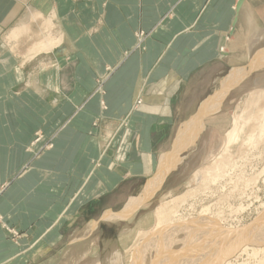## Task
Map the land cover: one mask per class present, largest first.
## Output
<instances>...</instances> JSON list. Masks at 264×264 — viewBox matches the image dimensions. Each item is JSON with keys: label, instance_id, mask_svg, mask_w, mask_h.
Returning a JSON list of instances; mask_svg holds the SVG:
<instances>
[{"label": "rangeland", "instance_id": "1", "mask_svg": "<svg viewBox=\"0 0 264 264\" xmlns=\"http://www.w3.org/2000/svg\"><path fill=\"white\" fill-rule=\"evenodd\" d=\"M209 1L200 5L199 15L193 16L197 19L199 17L198 20L196 19L198 24L195 25L203 27L206 23L202 17H207L205 15L207 9L213 8L215 15H212L214 25L211 29H214L215 34L209 37L212 43L209 42L203 47L209 50L212 48L214 57L197 68L188 80L180 79L181 82L179 80L180 94L170 104L172 115L168 118L167 124L163 129L155 126L149 132L150 147L148 150L145 149L149 152L147 158L152 160L160 158L162 151L164 155L173 150L181 127L199 113L211 96L217 92L219 94L223 79L230 78L239 67L245 69L247 74L223 94L220 108H217L214 114L203 118V126L196 134L193 143L185 144V149L177 154V160L180 162L170 169L160 187L151 195L153 189L147 203L139 208L138 201L143 199L142 194L139 193L148 175L142 176L144 166L142 157H140L142 162L132 163V150L138 140L136 129L131 128L132 118L135 117L132 114L139 112L151 94L160 93L164 83L158 85V91L147 93V86L142 89L144 88L142 83H133L127 77L122 78L121 83L110 80L115 75L112 73L115 71L113 69L110 71L105 69L103 74L95 76L90 68L95 77L93 76L91 80L89 75H83L80 83L76 78L78 48L71 42V38L75 37L69 35L70 37L66 36L64 39V35L59 33L62 27L58 26V19L55 17L52 19L55 30L52 31L51 37L60 42L55 41L57 44L52 52L36 51L35 55L38 56L34 59L26 58V61L39 63L35 74L52 75L57 81L51 85L55 89L56 104L52 111L49 110L48 117H39V130L33 131L30 139L23 138L21 141L24 145L21 147L14 146V143H19L13 138L14 132L0 131V198L6 184L14 187L15 182L21 181H25L29 189H31L30 185H34V189L31 190L35 193L42 190L41 185L46 189L47 183L54 180H57L58 184L65 183L66 188L57 192L59 196H54L53 201L58 202L52 205L54 209L39 200V197L33 200L26 196H16L13 205L8 206L9 210L5 212V216L1 215L2 210H0V264H82V259L78 260L80 256L78 251L82 246L90 245L92 242L94 246H91L93 248L88 252L89 256L93 259L98 255L104 256L112 246L120 245L122 237H125L120 235L124 227L130 230L127 235H133L131 239L122 243L128 260L135 246L140 244L142 232L154 228L158 220L157 213L162 210L163 219L168 225L183 219L197 218L206 210L210 223L216 225L215 227L220 231L238 225L245 226L255 218L256 210L264 203V132L260 135V132L255 130L251 135L253 136L251 142L247 137L252 133L253 128L260 126V122L264 124V99L256 100V95L264 90L261 83L264 80V67L249 69L252 59L248 56L249 38L253 33L245 36L246 32L241 27L240 21L235 27L232 26L236 15L238 18L236 8L241 1L230 0V4L228 0L225 2L215 0L214 3ZM252 5H255L259 11L264 7V0H257L256 3L252 0ZM47 20L51 19L47 18L40 22L44 28L42 34L47 31ZM256 20L259 27L263 28L264 15H256ZM45 36L40 35L38 41ZM7 38L8 35H0V45H3L2 54L9 50L15 60H24L23 56L26 57L31 43H27L24 49L19 45L17 50L12 48L17 41ZM147 38L146 33L139 31L136 34L134 49L143 51V42ZM261 50L264 49H258L259 52ZM25 63L29 64V62ZM20 70L28 75L31 69L25 67ZM242 80L245 82L241 90L243 85L239 86V84L243 82ZM157 84L153 86L156 87ZM25 86L19 84L13 87V96L20 97V92ZM79 95L86 97L80 101ZM51 102L53 101L50 100L49 104ZM85 111L91 114L85 115ZM1 118L2 123L7 122L6 117ZM19 118L18 123H22L24 128L28 127L30 116L23 115ZM108 118L115 121L109 132L106 130V122L110 120ZM76 119H80L81 124L86 125L87 131L74 132L75 136L78 137L79 134L85 137L88 147L86 156L81 158L84 168L77 175L73 170L61 172L55 169L61 160H64L61 165H69L68 155H65L60 162L59 160L53 162L49 156L55 149L68 150L66 144L68 138L64 136L66 132L62 128L69 122L75 123ZM51 125H54V131H43ZM233 127H236L237 136L230 141L227 134ZM102 128H105L106 132H103ZM74 133H71L70 139L74 137ZM30 134V131L25 130L16 133L18 138ZM96 139L99 142H96L97 148H93L90 146L93 145L90 141ZM101 157L106 159V162L101 160ZM79 160L76 161L77 164ZM48 163L51 170L44 167ZM110 163H114L112 169L107 167ZM72 164L75 163L70 165ZM35 172L37 174H34ZM156 172L151 173L153 179L157 175ZM207 174L216 175L218 181L212 183L211 180H207ZM5 177L9 179L4 180ZM197 177L202 179V183L196 182ZM30 193L31 191L27 196ZM136 203L130 221L121 217L115 220L104 217L109 209L118 215ZM62 206L67 209L71 207L66 214L71 215L69 218L71 220L68 222L70 229L85 221H98L93 231L90 230L92 233L86 243L66 244L65 233L69 232L68 227L62 228L60 237L47 234L50 227L57 223V216L62 214ZM239 206L244 210L240 211ZM141 221H144L142 227L139 226ZM52 241L58 242L51 245ZM69 246L76 250L71 251L73 255L72 253L64 255V251ZM48 247L51 250L46 253ZM44 252L46 254L41 256ZM96 252L98 255H95ZM228 262L264 264V259L262 256L254 258L250 254H244L239 257L234 256Z\"/></svg>", "mask_w": 264, "mask_h": 264}, {"label": "crops", "instance_id": "2", "mask_svg": "<svg viewBox=\"0 0 264 264\" xmlns=\"http://www.w3.org/2000/svg\"><path fill=\"white\" fill-rule=\"evenodd\" d=\"M206 1L0 0V35L9 36L20 25L26 24L28 28L27 33L21 35L18 40H15L17 42L14 41L15 44L12 45V48L17 49L20 45L24 49L27 43L30 42V45H32L42 35V20L55 17L59 21L58 26L62 27L61 29L59 28V33L64 35V39L69 35L75 37L71 38V42L78 48L76 78H78L80 83L82 82L81 78L84 77L83 75H89L92 80L94 75L103 74L105 69L107 71L111 69L115 70L112 72L115 75L112 78L110 77V80L121 83L123 82L122 78L127 77L133 83H142L144 85L142 89H145L147 86V93L148 91H158V85L164 83V88H162L160 93H154L156 95L151 94L148 101L144 102L142 108L139 109V112L132 114L135 117L132 118L131 128L136 129L138 136L136 146L132 150L134 156H132V163H140L142 162L140 161V157L143 158L142 176H145V174L148 176L139 195L145 196L148 181L153 179L151 173L154 172L155 174L158 165H161L162 161L160 158L164 152L160 153V158L157 157L153 160L152 158H147V153L149 152L145 151V149L148 150L150 147L149 132L155 126L163 129V126L167 124L168 118L172 115L170 104L180 94L181 87L179 80H188L197 68L208 63L214 57V50L212 48L209 50L203 47L206 44L208 45L209 42L212 43L209 37L215 34L214 29H211L214 25V17L212 15H215L213 8H208L205 14L207 17H202L206 23L203 27L196 26L199 17L197 19L196 16H193L199 15V11H201L200 5H204ZM211 1L212 3L215 2V0H210L209 2ZM222 1L225 2V0ZM253 1L256 3L257 0ZM228 3L230 4V0H228ZM244 4L250 7L253 15H264V7L258 11V8L252 5V0H244ZM209 15L210 17H208ZM235 20L236 18L233 19V27L236 24ZM139 31H143L148 35V38L143 42V51L134 49L136 34ZM2 49L3 45H0V117H6L7 122L2 123V118L0 119V131L14 132V140L16 142L17 140L19 141V143H14V146L21 147V145H24L23 141H21L23 138L30 139L32 132L39 130V117H48L50 114L49 110H53V106L56 104L54 103L55 89L51 85L55 80L52 75L40 76L35 74V70L37 71L39 67L38 62L15 60L9 50V55L6 51L2 54ZM25 62H29V64ZM25 67L31 69L29 73L27 72L28 75L20 70ZM89 68L92 69L94 75ZM156 83H158L157 86H153ZM19 84H25L26 86L21 90L20 97L13 96V87L15 88ZM217 95L218 92L214 96H211L212 98L210 97L209 100L216 98ZM78 97L81 101L86 95H79ZM50 100L53 102L49 104ZM95 100L97 102L98 98ZM43 101H47L48 103L46 104ZM211 103L210 101L208 104L211 105ZM23 110L25 111L23 112ZM84 114L91 113L85 111ZM23 115L30 116V123H28L29 125L26 128H24L22 123H18L19 117ZM11 118L13 120H10ZM108 119H106L108 120L106 122L107 132L115 125L114 120ZM76 120L75 123L69 122L62 128L66 132L64 136L68 138V140L66 139L68 150L55 149L49 156H51L53 162L57 160L60 162L65 155H68L69 165H61V163H64V160H61L60 164L55 166V169L61 172L73 170L77 175L84 168L81 158L83 159L86 156V148L88 147H86L87 141L85 137H81L79 134L78 137L75 136V133H85L87 131L86 125L81 124L80 119ZM23 130L30 131L31 134L24 137L21 135L18 138L16 133ZM54 130V125H51L43 131ZM106 130L102 128L103 132H106ZM71 133H74L72 139H70ZM177 141L178 139H176L175 143ZM96 142L99 141L97 139L90 141V144H93L90 146L97 148ZM77 160H79L78 164L76 163ZM101 160L106 162V159L102 157ZM71 163L75 164L70 165ZM113 165L114 163H110L107 167H111L112 169ZM44 167L49 170V163ZM34 174H37V172ZM5 179L9 178L5 177ZM14 184H16L14 187L11 184L5 185L4 192L0 198L1 215L5 216V212L9 210L8 206L13 205L14 197L16 196H26L33 200L39 197V200L44 201L47 206H51L50 208L54 209L52 205L58 203L53 201L54 196H59L57 192L63 191L66 188L65 183L58 184V181L54 180L47 183L46 189L41 185L40 189L42 190L35 193L32 191L35 186L30 185L31 190L29 186H26L25 181L15 182ZM30 191V195L27 196ZM51 197H53L52 200ZM145 200L142 205L147 203L148 197ZM70 208L67 209V207L62 206V214L57 216V223L54 224L55 226L50 227L47 234H54L53 236L60 237L64 227H68L67 230L69 232L65 233L67 237L66 244L86 243L98 221H85V223L70 229V223L68 222L71 220L69 219L71 215H66L70 211ZM112 211L109 209L107 212L111 213ZM55 243L52 241L51 245ZM50 250L48 247L45 252L48 253ZM45 252L41 256L45 255Z\"/></svg>", "mask_w": 264, "mask_h": 264}, {"label": "bare ground", "instance_id": "3", "mask_svg": "<svg viewBox=\"0 0 264 264\" xmlns=\"http://www.w3.org/2000/svg\"><path fill=\"white\" fill-rule=\"evenodd\" d=\"M236 10V13L239 15L238 18L236 15L235 23L237 24L240 21L241 27H243L246 32L245 36H250V34L253 33L249 38L248 56L249 59L252 58L249 69L253 70L257 67L260 69L261 66L264 67V50L259 52L258 49H264V27H259L257 24L258 20H256V15L252 14L250 7L247 4H244V0L239 3ZM49 19L51 20H47L46 22V26L48 27L47 31H44V34H42L46 35L45 38L34 42L30 46L26 57L23 56L24 60H26V58L33 59L36 56V51H41L42 53H44V51L52 52L57 42H60L59 40H56L55 38L52 39L51 37L53 36L52 31L55 29L52 22L53 18ZM27 29L28 28L26 24L20 25L16 30H13L9 34L8 39L11 41L18 40L21 35L27 33ZM55 41L57 42L55 43ZM246 74L247 73L245 72V69L240 68L234 74H232L230 78L226 77L225 80L223 79L220 83L221 91L219 94L216 96V98L210 99L208 101V103L210 101L212 102L211 105L207 103L202 106L199 113L190 119L189 122L185 123L186 125L183 126L184 128L179 130V135L177 138L178 141L174 144L172 151L168 152L166 155H163V158L161 157L163 160L161 159L162 162L158 168L157 175L154 177V179L148 181V186L146 187L147 193L145 196H143V199L140 202L138 201V203H140V205L138 204V208L146 201L145 199L150 195L153 189L154 190L152 191L151 195L160 187L163 179L167 176L168 172H170V169L180 162V160H177V154L185 149V144L193 143V140L196 138V134L203 126V118L207 115L214 114L216 109L220 108L223 94L228 92L233 86L236 85L237 82H240V80L243 79ZM244 82L245 80L241 82L239 86L243 85ZM261 83L262 86H264V80ZM243 88L244 85L241 86L240 89L242 90ZM262 99H264V90H261L260 93L256 95V100ZM255 130H258L261 135L264 132L263 122H260V126L258 128H253L252 133L247 137V139L249 138L250 142L253 139V136L251 135L255 132ZM236 136V127H233V129L228 132L227 138L231 141V139L234 140ZM207 180H211L212 183H215L218 181V178L216 175L211 176L210 174H207ZM196 182L200 184L202 183V179L197 177ZM136 206L137 203L127 207L124 211H122V213L118 215L114 214L113 212H106L107 217H104H106V219L113 220L121 217L124 220L127 219V221H130L133 215L131 213L133 210H135ZM239 210L242 211L244 209L242 206H239ZM256 212L255 218L249 224L245 226L238 225L236 227H229L224 231H220L217 227H215L216 225L210 223V218L207 216L206 210L199 214L197 218L183 219L178 222H173L171 225H168V223L164 221V213L162 210L161 212L157 213L158 220L154 228L149 231L142 232L140 235V244L135 246L128 260L126 259V250L124 252L122 243H125L127 239H131L133 235H127L130 231L127 227H124L120 231V235L125 236L122 237L120 245L112 246L104 254V256L100 257L97 252L95 253V255H98L97 258L93 259L89 256L88 252L91 250V248H93L91 247L93 245L91 242L90 245L87 244L82 246L80 249L78 248V252L80 254L78 260L82 259V264H230L231 262L228 261L232 257H239L244 254H250L254 258L262 256L264 259V203L261 204ZM257 221H259V230L251 233L248 229L249 225L255 224ZM143 222L144 221H141L139 223V226L141 225L140 227L143 226ZM243 232H245V234L248 232L247 236L252 239V244L244 245L239 248V243L235 241L233 236L236 234L240 235ZM73 250L76 249L72 248V246H69L67 250L64 251V255L72 253L71 251Z\"/></svg>", "mask_w": 264, "mask_h": 264}, {"label": "water", "instance_id": "4", "mask_svg": "<svg viewBox=\"0 0 264 264\" xmlns=\"http://www.w3.org/2000/svg\"><path fill=\"white\" fill-rule=\"evenodd\" d=\"M184 125H186V124H184ZM183 125V126H184ZM183 126L181 127V129L183 128ZM179 135V134H178ZM259 221H257L255 224H251V225H249V230H250V232L252 233H254L255 231H257V230H259L258 229V227H260L259 226V223H258ZM244 233V234H243ZM243 233H241L240 235H235V236H233L234 238H235V241L236 242H238L239 243V248H241L242 246H244V245H249V244H252L251 242V240L252 239H250V237L249 236H247L248 235V232H246L247 234H245V232H243ZM259 233V232H258ZM259 236V235H258ZM260 237V236H259ZM252 238H253V236H252Z\"/></svg>", "mask_w": 264, "mask_h": 264}]
</instances>
